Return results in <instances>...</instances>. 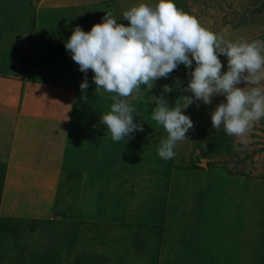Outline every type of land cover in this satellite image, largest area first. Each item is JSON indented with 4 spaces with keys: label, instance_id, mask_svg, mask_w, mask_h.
I'll return each mask as SVG.
<instances>
[{
    "label": "rangeland",
    "instance_id": "374dc122",
    "mask_svg": "<svg viewBox=\"0 0 264 264\" xmlns=\"http://www.w3.org/2000/svg\"><path fill=\"white\" fill-rule=\"evenodd\" d=\"M21 2H27L22 7H36V17L29 28L62 30L65 33L63 38H68L74 27L80 26L87 31L93 23L100 22L105 11H111L119 19L118 23L126 25L128 21L120 19L122 12L140 0ZM175 4L178 9L193 15L201 25L218 34L227 33L233 40L264 39V0H175ZM51 46L44 48L45 54L49 55L44 62L48 68L35 64L32 69L30 61L26 57L15 58L16 53L7 54L4 66H13L17 62V68L27 78L38 79V85H41L40 80L47 79L51 82V89L68 91L71 102L68 121L83 120L93 124L91 130L94 134L85 130L80 136V133L69 131L67 154L73 155L70 157L72 161L75 155L84 157V161L80 162L84 171L78 184L72 183L73 191L57 195L60 198L58 202L56 199L57 207L60 206L59 221H31L29 225H21L15 220L4 223L0 218V264H264V255L260 259L259 245L256 243L258 249L254 254L248 247V240L256 226L254 219L257 217L259 225V216L264 215V119L253 124L248 133V143L241 145L238 138L225 134L223 128L214 130L211 127L210 112L223 100V96L214 97L208 105L197 102V107L193 103L183 110L193 121V128L186 133L188 139L177 142L174 157L162 159L156 149L166 133L151 118L156 106L152 96L161 95L164 84L173 87L172 92L163 93L170 107L180 95H190L184 93L182 87L178 88L174 81L179 77L181 86L187 84L189 77L184 66L179 65L167 78L156 80L148 91L142 89L127 98L139 113V117L133 114V119L142 124L143 130L136 131L125 141H113L100 117L110 110L114 94L95 90L91 70L87 73L88 88L82 93L79 83L84 74L64 45L58 50L55 45ZM219 59L224 65L222 70L226 69V58L221 55ZM47 69L48 76L44 71ZM239 86L242 87L243 83ZM57 95L54 99L51 96L50 101L59 106L65 94ZM85 95L87 99L82 98ZM92 97L99 100L98 105L92 103ZM80 112L84 113L80 115ZM27 121L28 125L39 129L53 123L30 116L26 121L22 119V124H27ZM58 127L60 123L54 122L53 129ZM79 137L80 141L77 140ZM36 153V147L21 146L14 158L29 163L38 159V156L32 158ZM96 156L98 162L94 165L91 157ZM74 163L80 165L79 162ZM70 165L75 167L73 163ZM177 171L193 174L195 178L180 177L175 173ZM192 191L194 195L186 197ZM180 196L186 197V206L180 204L173 210L177 216L167 220L169 225L164 231L168 236L165 244L163 241L160 243L157 240L158 230L147 222L160 225L158 219H161L163 211L160 213L157 208L147 210L149 203L160 205L159 200L166 202L168 198L174 202L180 200ZM221 199L226 205L224 215L230 219L238 214L239 217L244 216L245 227L228 219L213 222L209 230L214 233L204 228L205 222H210L209 211H212L206 204L218 203ZM240 199L245 202L244 213L235 209ZM183 206L184 211L179 215ZM9 208L12 206L9 205ZM196 208L199 210L196 211ZM44 210L46 207H43ZM136 211L151 216L148 221L140 216L139 219H130L128 215H136ZM176 218L188 222L194 220L195 223H187L185 228L182 227L183 220L182 223H173ZM220 232L221 239L217 236ZM258 232L259 229L256 231L259 237ZM242 234L247 241L244 242L243 254L240 250L234 255L230 248L223 253L213 252V249L221 251V247L215 245L216 240L225 241L232 237H239L240 240Z\"/></svg>",
    "mask_w": 264,
    "mask_h": 264
},
{
    "label": "clouds",
    "instance_id": "9594fccd",
    "mask_svg": "<svg viewBox=\"0 0 264 264\" xmlns=\"http://www.w3.org/2000/svg\"><path fill=\"white\" fill-rule=\"evenodd\" d=\"M121 18L128 23H118L111 11H105L100 22L87 31L74 27L64 41L84 74L79 83L82 93L88 88L91 70L95 90L114 94L110 110L100 117L111 139L125 141L143 130L134 121L133 114L139 117V113L127 98L142 89L148 91L156 80L183 65L187 84L181 86L179 77L174 81L190 95H180L170 107L163 93L172 92L173 87L164 84L162 94L152 96L156 106L151 118L166 133L158 142L159 157H174L177 142L188 139L193 121L183 110L193 103L198 107L197 102L211 104L216 96L223 100L210 112L211 127L223 128L225 134L246 145L250 128L264 119V39L233 40L227 33L218 34L178 9L175 0H140L123 11ZM221 55L226 58L224 70Z\"/></svg>",
    "mask_w": 264,
    "mask_h": 264
},
{
    "label": "crops",
    "instance_id": "0c3cea01",
    "mask_svg": "<svg viewBox=\"0 0 264 264\" xmlns=\"http://www.w3.org/2000/svg\"><path fill=\"white\" fill-rule=\"evenodd\" d=\"M22 4H27V2L23 3L21 0H0V218L4 223L15 220L21 225H29L31 221L44 223L54 220L59 221L58 212L60 211V206L57 207V202L60 198H57V195L60 193L66 195L73 191L72 183L78 184L79 178H81L82 172L84 171L81 168V163L85 158L75 155L76 157L72 161L70 157H73V155L67 154L66 149L68 147L69 131L80 133L81 136V132L85 130L90 132L93 124H87L83 120H76L75 122L68 121V115L71 109L68 91L51 89V85H49L51 82L47 79L40 80L41 85H38V79L27 78L21 72L20 68H17V62L13 66H4V59L8 57L7 54L16 53L14 57H26L30 61V68L32 69L35 68V64L36 66L38 64L43 66L44 69L46 65L48 68V65L44 62L49 55L45 54L44 48L55 45V49L58 50V47L64 45V41L67 40L66 37L63 38L65 33L62 30H32L29 28L36 17L34 16L36 15V7L31 5L22 7ZM7 14L10 15L9 18ZM37 45L42 46L37 47ZM15 66L16 68H14ZM44 71L48 76L49 70ZM55 92L65 94L59 106L53 104V101H50L51 96L53 99L55 96H58ZM26 99H28L27 103ZM91 101L93 104L98 105L99 100L96 101L94 97L91 98ZM94 110L96 111L98 109ZM83 113L80 112V115ZM30 116L32 119L48 120L53 123L46 125L42 129L28 125V121L27 124H22V119L26 121ZM6 122L8 124H5ZM54 122L56 124L60 123V127L53 129ZM77 140L80 141V137ZM21 146L36 147L37 153L33 154L32 158L38 156V159L29 163L15 159L14 154L18 155ZM76 146L79 147V143ZM15 149L18 150L15 151ZM74 161L81 163L77 165ZM91 161L95 165L98 162L97 156L96 158L91 157ZM70 163H73L75 167H71L72 165ZM36 168L40 169L37 170ZM177 172L175 173L180 177L185 175L184 177L190 179L195 178L193 174L188 175V173L184 174L181 171ZM70 175L72 176L71 180ZM175 189L176 186L172 187V191ZM192 195H194L193 191L186 197H192ZM186 197L180 196V200L174 202L168 198L167 203L165 200H159L160 205H157V210L160 213L163 211L161 213V219H158L160 225L151 224L157 230L160 229V243L163 241L162 243L165 244L168 235L164 230L168 228L169 221L173 215L177 216L173 210L180 204L186 206L187 202L184 199ZM27 199L31 201L27 202ZM9 205L12 208H9ZM206 205L212 208V211H209L210 222L206 224V221L204 224V228L207 231L211 228L213 222L218 223V220L223 222L222 220L226 221L229 219L232 223L234 222L235 224V222H238L245 227L246 218L243 219L244 216L239 217L240 214H238L239 216L237 215L230 219L224 215L226 205L223 199L218 201V203H208ZM236 205V211L238 213L241 211L244 213V200H238ZM185 206L181 208L179 213L176 212L180 215V212L184 211ZM43 207H46V210L43 211ZM197 210L199 209L196 208ZM261 214H263V211ZM200 216H204L203 212H201ZM262 216L264 215L259 216V225L257 224V217L254 219L256 226H254L253 236L248 240V247L252 252L251 254L256 253L258 249L256 243L259 245L260 259L264 255V218L262 219ZM182 220V227H185L187 223H195L194 220L188 222V220L180 218H176L173 223H178L179 221L182 223ZM227 225L230 229L229 222ZM257 229H259V237L256 235ZM2 231L6 235H9L5 230ZM209 232L214 233L211 230ZM220 233L217 236L221 239L222 233L221 235ZM174 241L177 242V238ZM245 241L243 234L240 236V240L239 237L226 238L225 241L216 240L215 245L216 247L219 245L221 251L219 249H213V252L223 253L227 251V248H230V251L234 255L240 252V250L243 254Z\"/></svg>",
    "mask_w": 264,
    "mask_h": 264
},
{
    "label": "trees",
    "instance_id": "16d2710c",
    "mask_svg": "<svg viewBox=\"0 0 264 264\" xmlns=\"http://www.w3.org/2000/svg\"><path fill=\"white\" fill-rule=\"evenodd\" d=\"M149 205H150V208H148L147 210H150V211H152L153 210V208H154V210L157 208V205H158V203H156V204H154L153 202L151 203H149ZM152 205V206H151ZM124 209H125V206H124ZM125 211L128 213V209H125ZM148 212V211H147ZM136 215H128V217L130 216V219H132L133 218V220L134 219H139L138 218V216H140L141 218L143 217V219H145V220H147L148 221V217L150 218V216H148V215H145V214H141V213H138V211H136ZM130 214V213H129ZM121 215V213L119 214V216ZM124 217V215L123 216H121V217H119V218H123ZM142 220V219H141ZM143 222H147V221H144V220H142ZM149 224H151L150 222H148ZM151 226H153V224H151ZM150 229H152V228H150ZM160 234H161V232H160V229L157 231V236H158V240H160Z\"/></svg>",
    "mask_w": 264,
    "mask_h": 264
}]
</instances>
